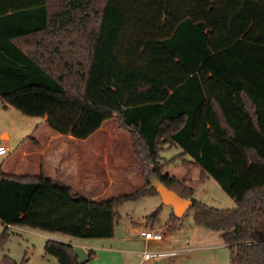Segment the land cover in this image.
<instances>
[{
  "label": "trees",
  "instance_id": "trees-1",
  "mask_svg": "<svg viewBox=\"0 0 264 264\" xmlns=\"http://www.w3.org/2000/svg\"><path fill=\"white\" fill-rule=\"evenodd\" d=\"M8 15L24 29L0 32V105L42 119L15 151L38 147L43 126L84 139L113 120L141 184L90 201L41 173L0 167V242L8 227L112 238L123 203L157 196L154 178L190 201L184 215L219 235L229 264H264V0H0V27ZM247 19L255 25L243 32ZM146 70L154 78L135 81ZM171 148L179 153L160 157ZM168 166L184 177L163 174ZM193 171L234 208L195 200ZM160 208L144 220L156 223ZM176 220L171 213L167 223ZM42 249L56 264H82L70 244L49 239Z\"/></svg>",
  "mask_w": 264,
  "mask_h": 264
},
{
  "label": "crops",
  "instance_id": "crops-1",
  "mask_svg": "<svg viewBox=\"0 0 264 264\" xmlns=\"http://www.w3.org/2000/svg\"><path fill=\"white\" fill-rule=\"evenodd\" d=\"M10 17L11 15L3 17L6 25L0 27L1 33L12 29H24V26L20 28L7 22L10 21ZM11 111L14 110L3 109L0 105V145L5 147L9 140L12 122L17 124L21 121L17 115L11 114ZM99 129L100 127L84 139H76L59 135L47 126H43L34 135L38 147L31 148L30 143L23 144L11 156L9 163L2 168V171L14 175L36 176L41 173L47 178L68 185L87 200L109 199L110 197L97 200L96 196L115 194V182L118 179L113 167L115 149H109V143L94 137ZM125 145L129 153V163H131L133 158L128 139ZM27 157L36 160L32 173L28 172V166H26ZM129 173L134 174L135 186L130 187L129 190L120 191L118 194L131 193L141 184L140 175L135 172V169ZM137 179L139 182L136 181ZM181 218L177 219L173 225L167 223L168 219L159 224L132 219L122 223L120 220L114 227L112 238L107 239L78 238L80 240L71 241L69 240L71 238L61 239L55 234H49L48 238L70 244L78 261L82 264H226L228 251L219 235L194 226L192 222L184 223ZM140 229L160 233L161 239L158 241L143 240L138 235ZM90 253V258L87 259ZM144 253H155L159 257L142 260Z\"/></svg>",
  "mask_w": 264,
  "mask_h": 264
},
{
  "label": "rangeland",
  "instance_id": "rangeland-1",
  "mask_svg": "<svg viewBox=\"0 0 264 264\" xmlns=\"http://www.w3.org/2000/svg\"><path fill=\"white\" fill-rule=\"evenodd\" d=\"M255 22H250L247 20L243 21L241 26L243 27V32H246L253 28ZM242 36H236L232 38V40L236 38H241ZM230 40V39H229ZM158 58L160 55L158 54ZM155 76V72L151 71H141L135 76L136 80H147L152 79ZM11 114L17 115L20 118L19 123L12 122L11 130L9 133V140L7 142L6 148L10 151V153L6 156L0 157V167L1 170L3 167L9 163V159L15 153V148L19 145V143L27 137L33 127L42 121L41 118L38 117H24L21 116L14 111L10 112ZM11 121V120H10ZM11 122H9L10 124ZM94 137L100 141H104L110 144L109 149H115V160H114V174L118 176L116 180V188L114 190V195H99L96 196V199H104L111 198L113 196L120 195L118 194L120 191H126V189H130V187L135 186L134 174L129 173L135 169L134 160L132 159L131 163H129V153L125 145L127 135L117 129V125L113 120H106L101 123L99 131L94 135ZM36 141V140H35ZM114 142V144H112ZM32 145V144H31ZM124 146V147H123ZM31 148H37L33 145ZM7 150V151H8ZM179 153V149L171 148L170 150H166L160 154V157L168 160L174 155ZM35 159L32 157H27L26 166H28V172H34ZM110 166V165H109ZM112 167V166H111ZM135 172H138L135 169ZM139 174V172H138ZM163 174H168L173 176L176 179H181L185 175V171L181 168H176L173 166H168L164 169ZM34 176V175H32ZM198 171H193L189 174V185L193 189V197L195 200L203 203L207 207H212L215 209H232L234 208V204L232 200L227 197L217 186V184L210 178L203 182H198ZM124 179L126 181H124ZM137 182L138 179L136 180ZM136 188V187H135ZM160 200L158 196H150L144 197L136 201H129L123 203L118 209V213L121 217L122 223L127 222L129 219L133 221H143L144 217H146L156 206H158ZM171 209L169 206L161 205L159 209L157 222L164 223L167 221ZM184 223L192 222V213L188 211L182 218ZM193 224V223H192ZM3 227L0 225V234L2 232ZM7 236L0 242V259L2 256H6L11 260L15 261L18 264H56L54 258L50 256H46L43 254V245L46 240H49V233L39 232L32 229L21 228V227H8L7 228ZM47 236V237H46ZM58 238L61 239H69V240H80L78 238L73 237H61V235H57ZM226 264H228L227 255H226Z\"/></svg>",
  "mask_w": 264,
  "mask_h": 264
},
{
  "label": "water",
  "instance_id": "water-1",
  "mask_svg": "<svg viewBox=\"0 0 264 264\" xmlns=\"http://www.w3.org/2000/svg\"><path fill=\"white\" fill-rule=\"evenodd\" d=\"M149 184L154 187L160 203L169 206L173 216L177 219L181 218L190 207V201L182 199L164 188L154 178L149 179Z\"/></svg>",
  "mask_w": 264,
  "mask_h": 264
},
{
  "label": "built area",
  "instance_id": "built-area-1",
  "mask_svg": "<svg viewBox=\"0 0 264 264\" xmlns=\"http://www.w3.org/2000/svg\"><path fill=\"white\" fill-rule=\"evenodd\" d=\"M7 149L5 146L0 145V157L5 156L7 154ZM138 235L141 239L143 240H151V241H158L161 239L160 233L157 232H151L147 230H139ZM159 257L158 254L155 253H144L142 254V260H150V259H155Z\"/></svg>",
  "mask_w": 264,
  "mask_h": 264
}]
</instances>
